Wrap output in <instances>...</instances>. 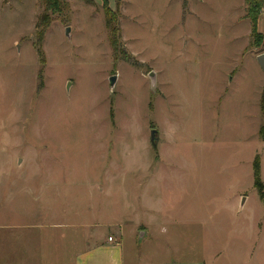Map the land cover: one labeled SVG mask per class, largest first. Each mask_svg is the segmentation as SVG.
I'll list each match as a JSON object with an SVG mask.
<instances>
[{"label": "rangeland", "instance_id": "374dc122", "mask_svg": "<svg viewBox=\"0 0 264 264\" xmlns=\"http://www.w3.org/2000/svg\"><path fill=\"white\" fill-rule=\"evenodd\" d=\"M63 1L40 53L38 0H0V224L33 225L12 232L33 264L118 235L137 254L167 258L174 236L176 261L264 264V42L245 0H108L131 62L102 0Z\"/></svg>", "mask_w": 264, "mask_h": 264}, {"label": "crops", "instance_id": "0c3cea01", "mask_svg": "<svg viewBox=\"0 0 264 264\" xmlns=\"http://www.w3.org/2000/svg\"><path fill=\"white\" fill-rule=\"evenodd\" d=\"M30 224L15 221L8 225L0 224V229H5L8 234V236L0 235V264H33L35 259L33 238L29 236V233L21 236L12 234L14 230H30L33 228V225ZM112 238V241L109 238L101 241L96 240L94 245L88 243L86 250L71 252L69 257H65V253H63L58 264H204L202 260L196 262L174 260V252H171L174 251V236L168 239L170 246L164 247V252L168 251L173 255H169L167 258H164L161 252L158 254L156 252L154 254L134 253L133 250L125 247L122 236L118 235L116 238ZM148 238L151 240L152 235L148 234L146 239ZM63 259H67V261L64 262Z\"/></svg>", "mask_w": 264, "mask_h": 264}, {"label": "trees", "instance_id": "16d2710c", "mask_svg": "<svg viewBox=\"0 0 264 264\" xmlns=\"http://www.w3.org/2000/svg\"><path fill=\"white\" fill-rule=\"evenodd\" d=\"M86 3H94L93 0H82ZM42 6V13L38 18L36 29L38 30L39 46L38 51L41 53V43L43 42L44 35L50 25L51 14H62L68 9L67 3L63 0H38ZM106 27L109 35L110 46L113 51V56L115 60H124L126 62H131V56L124 49L121 40V30L119 24L120 15L118 12L110 7L108 0H102ZM246 5V17L251 22V33L250 37L253 41L257 43L264 42V35L258 30L259 17L264 12V0H245ZM262 107L264 110V96L262 98Z\"/></svg>", "mask_w": 264, "mask_h": 264}, {"label": "water", "instance_id": "95a60500", "mask_svg": "<svg viewBox=\"0 0 264 264\" xmlns=\"http://www.w3.org/2000/svg\"><path fill=\"white\" fill-rule=\"evenodd\" d=\"M69 33H70V28H67L66 34L69 35ZM257 60H258L260 66L264 72V52L257 56ZM116 79H117V76H115V75L110 78L109 81H110L111 87H114ZM157 141H158V132L156 130H152L151 142H152V146L154 148H156V146H157ZM147 236H148V232L146 230H141L139 232L138 246H140V247L142 246V242H143L144 238H146Z\"/></svg>", "mask_w": 264, "mask_h": 264}, {"label": "built area", "instance_id": "2783aa9c", "mask_svg": "<svg viewBox=\"0 0 264 264\" xmlns=\"http://www.w3.org/2000/svg\"><path fill=\"white\" fill-rule=\"evenodd\" d=\"M109 240H110V241H112V240H113V238H112V237H110V238H109Z\"/></svg>", "mask_w": 264, "mask_h": 264}]
</instances>
